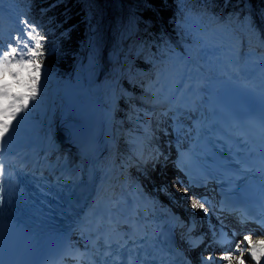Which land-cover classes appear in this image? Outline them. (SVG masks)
Returning <instances> with one entry per match:
<instances>
[{"label":"trees","instance_id":"trees-1","mask_svg":"<svg viewBox=\"0 0 264 264\" xmlns=\"http://www.w3.org/2000/svg\"><path fill=\"white\" fill-rule=\"evenodd\" d=\"M17 6L19 15L24 20L31 40L26 47V63H31L40 69L35 76L19 72L17 76L9 73L7 77L20 81L23 90L35 106L37 83L51 80L55 87L68 78L74 64L75 56L81 46L88 24L85 20L83 3L80 0H9ZM140 11L131 13L136 16L140 25L139 35L149 42L148 49L143 46L134 47L129 51L131 77L122 83L128 94H138L146 88L155 90L159 84L158 69L155 63L171 51L175 41L189 40L192 33L190 22L196 21L201 27H207L218 17H228L234 22L247 14L255 33L264 35V0H247L253 9V14L245 7L246 0H141ZM242 9V10H241ZM142 26V27H141ZM143 53V56L137 55ZM18 64V62H15ZM22 71V69H21ZM153 73L151 82H145L144 73ZM24 72V71H23ZM17 77V80H15ZM15 88V87H14ZM19 89V88H18ZM116 115L129 132H145L150 117V110L137 105L124 92L118 93L116 100ZM34 107H32L33 109ZM40 108L35 109L34 120L41 118ZM128 132V133H129ZM128 133L122 138L123 147L129 146ZM128 149V148H126ZM125 150V149H124ZM118 149V158L130 154V150Z\"/></svg>","mask_w":264,"mask_h":264},{"label":"rangeland","instance_id":"rangeland-1","mask_svg":"<svg viewBox=\"0 0 264 264\" xmlns=\"http://www.w3.org/2000/svg\"><path fill=\"white\" fill-rule=\"evenodd\" d=\"M83 3L84 12H85V20L88 24L87 30L84 33V37L81 43V46L75 56L76 59L80 58V56H84L88 51H91L96 47L97 41L103 36L104 34V25L110 22V19L113 20H119V22L114 25V28L116 29V33L114 36V43L109 44V46H112L114 51L120 50V57L122 59H127L129 51H135L136 47L143 46V49H148L149 42L142 39L139 35V29L140 25L138 24L136 20V16L132 14L131 12L134 10L140 11L141 7L143 6L141 0H80ZM122 3V5H120ZM120 5V7H119ZM242 10V9H241ZM122 11V12H121ZM0 19H6V22L4 23V27H7L9 31L4 32L1 31L2 34L6 35V39H10V36L14 34V39L12 38L10 45L13 47V50L11 51V54H7L6 58L4 59L3 63L0 64V75L5 76L7 70H9L10 74H14V76H17L19 72H22L23 74L28 75L31 74L32 76H35L37 72H40V69L31 63H26V54L25 48L27 43L31 40L30 32L27 30L28 27L26 26L24 20L21 19L17 6L13 1L9 0H0ZM251 20L248 18V15L243 14V16L238 20V22H234L233 20H230L228 17H225L224 14L222 17H218L215 20H213L207 27H201L196 23V21L190 22L191 29L189 30L192 33V36H190L189 40L186 41H175L174 45L172 46L170 52V57L159 59L157 63H155V67L158 69V77L159 80H161L160 84L156 86L155 90L147 91L146 88H143V91L138 94H128L123 86L118 85L117 90L119 89V92H124L128 97L134 100V102L137 105L140 106H148V103L151 104L152 102H155V100L163 99L162 97L164 94L167 93L165 90L166 86H169L166 81L171 80V82H178L179 80L177 77H179V73H185V66L183 67L180 64V61L184 59V57L187 55L189 58L191 57V60L198 62L200 67H203L202 61L203 59H206V57H201L196 54H193V49L197 46V48L204 50L205 52H208L209 48L206 45H210L211 43H218V42H229V44H226L225 47H230L232 39H230L229 36H227L230 32H234L235 34L233 36H237L242 38L244 34L247 32L251 34L252 39H257L261 42L262 45H264V36L259 35L255 33V31L251 27ZM97 29H100V31H97ZM253 39V40H254ZM228 40V41H227ZM241 41H238L235 43L236 46L240 47ZM259 44V43H258ZM260 45V44H259ZM135 47V48H134ZM219 48V47H215ZM89 49V50H87ZM87 50V51H86ZM17 51L20 52V56H17ZM83 52L85 54H83ZM238 53V52H234ZM240 53V52H239ZM140 56H143V53L140 52L137 54ZM174 56V57H172ZM14 59H17L18 64L13 63L15 61ZM186 59L183 61L182 64H185ZM74 65V64H73ZM114 66L118 68V74L123 73L122 79L131 77L130 73V61L127 59V62H113V65L110 67L112 69ZM22 69V71H21ZM175 70V71H174ZM24 71V72H23ZM148 82L150 83L151 80L154 78L153 73L148 72ZM121 79V82H122ZM15 80H17V77H15ZM28 78L26 76L25 81H27ZM20 81H14L12 83L11 80L0 78V84H4L5 87L1 90L0 93V121L4 120L6 123L5 128L7 130H13L14 128L20 130L21 132L30 131L33 128L36 129V127L41 124L44 121H48L49 119L56 116V110L58 104L54 105V108H52V104L54 101L60 102L58 100V96L60 94L61 88L60 87H54L51 83V80L47 79L46 81H42L41 83H37L36 87H34V90L36 92H41L40 95H36L34 100H36L35 106H33L30 103V98L26 95V92L23 90L25 87L21 83H18ZM14 85V87H13ZM19 88V89H18ZM118 92V93H119ZM117 93V92H115ZM117 93V95H118ZM113 95H115L113 93ZM118 96H116L115 100H117ZM144 102L147 103L144 104ZM32 107H34L32 109ZM40 108L42 111L41 118L37 121L34 120V114L35 109ZM154 114V115H153ZM162 112L158 111L155 112L150 110L149 112V121L147 125H144V129H146L149 132L150 135H154L153 138L156 139L158 137V134L162 131H164V127L167 124L166 120L162 117ZM7 118V120L5 119ZM112 118L116 121L118 133L120 132H129L125 126L120 122V120L117 118L116 115V108L114 111H112ZM10 124H15L14 128ZM116 131V132H117ZM166 134L170 131L169 129L165 130ZM129 135H133V133L129 132ZM36 138H42L40 133L35 132ZM137 136V135H136ZM13 138L8 141L6 139V136H2V132L0 133V143L2 145H8L11 143L14 146H19L24 142L23 136H12ZM136 139H139L137 136L136 138H133V141L135 142ZM117 140V150L122 148L130 151H136L133 147L124 148L123 146H120V141L118 140V137H116ZM119 141V142H118ZM158 143H160L158 140H154ZM133 142V143H134ZM155 142V143H156ZM135 144V143H134ZM147 144V143H146ZM120 146V147H119ZM148 146V145H147ZM151 147L149 146V149ZM148 149V150H149ZM137 152V151H136ZM116 153L114 157H116ZM131 154V153H130ZM131 156V155H130ZM113 157V158H114ZM133 157V155H132ZM137 165H140L137 163ZM133 166L135 169L136 175H142L146 176L145 170L138 166ZM149 166V165H148ZM116 169H118V165H116ZM146 167V166H145ZM122 168V166H121ZM149 167H146L148 169ZM157 175V181L164 180L162 179V173L157 171L155 173ZM123 175L121 172L119 175V180L122 181V178H120ZM168 174H164L163 178L167 180ZM172 179H175L176 181L178 178L175 176L171 177ZM133 180V179H132ZM130 181L131 187L138 186L140 189V192H142L144 195H147V192L143 189L141 185H137L136 181ZM169 182V180H168ZM163 186V185H161ZM116 191V190H115ZM186 194V191H184ZM193 198V197H189ZM205 215V211H204ZM239 241L237 240L233 246L234 254L239 251ZM197 252V250H194L193 252ZM195 254V253H194ZM216 257V256H215ZM238 259V258H237ZM223 262H226L224 260ZM238 264V263H236Z\"/></svg>","mask_w":264,"mask_h":264},{"label":"bare ground","instance_id":"bare-ground-1","mask_svg":"<svg viewBox=\"0 0 264 264\" xmlns=\"http://www.w3.org/2000/svg\"><path fill=\"white\" fill-rule=\"evenodd\" d=\"M123 1V0H121ZM122 5V3L120 4ZM119 5V7H120ZM104 34L103 36L97 41L96 47L92 49L91 51H88L84 56H80V58L76 59V63L74 64V67H76V64L79 63V61L82 59V62L86 60L89 53L93 55L94 57H97L96 60L98 62L97 68L94 73L101 71L102 69V62L101 60L106 59L105 54L108 53V57L110 56L111 61H116L118 59V56L116 53L120 54V50L118 52H115L114 50H111L113 47L109 46V48H105L104 53L102 52V48L105 44H112L114 43V36L116 33V29L114 28V25H110V23H107L104 25ZM97 31H100V29H97ZM111 36V40L107 39V35ZM235 33L230 32L227 36L232 39L230 41V47L233 51H237L238 53H245L248 48L252 43H256L253 39L250 33H246L243 35L242 38L238 37V35L235 37L233 36ZM228 41V40H227ZM241 41L240 47L236 46L235 43ZM216 46H219V42L216 44ZM263 47V46H262ZM264 48V47H263ZM89 50V49H87ZM86 50V51H87ZM110 50V51H109ZM194 51L193 54H196L198 56H206V52L199 48L197 46L193 49ZM117 51V50H116ZM186 59V61H191V65L194 67H199L198 63H195L193 60H191V57L189 58L187 55L180 61V63H183V61ZM255 60L258 58H254ZM120 61V60H119ZM111 63V62H109ZM175 71V70H174ZM108 77L107 75H105ZM186 77L189 78V74H186ZM5 87L4 84H0V93L1 90ZM171 87L174 88V82H172ZM118 87L114 86V92L116 91ZM102 95H103V100L101 101L100 106L97 107H91L89 103L86 105L82 106V112L78 111V108L80 107L78 105V99L75 98V92L70 89L69 85H63L60 91V94L58 96V100L60 102L54 101L52 104V108H54L55 104H58L57 110H56V115L60 112H64L67 110L75 109L79 112L80 118L79 120L82 121V123L85 125V128L93 129L96 132L97 131H102L104 136L107 139V143L103 148V151L99 157V179L96 183V186L98 188H104L105 186L106 191L104 193V198L102 200H99L97 202L96 208L100 211H103L104 207H114L111 204H114L116 200L119 201L121 205H124L126 202V199L124 197H118L119 191L116 189L120 185L119 181V176H116L113 180L108 181L105 183L108 178L105 176L104 172L108 165L111 163L110 168L112 169V173H115V166L113 165V157L115 155V151L117 149V140H116V134H117V124L116 121L112 118V111L108 110L109 105L112 103L111 100H113V97L106 102V100L109 99L111 94H107L105 91V87L102 86ZM62 97H64V100H62ZM165 106L166 102L165 99L160 100ZM77 104V105H74ZM144 104L147 105L146 102ZM157 105V102L151 101V104L148 103V106H155ZM107 106V107H106ZM7 120V118H5ZM56 121L57 118L53 117L49 119L48 121H44L41 124H39L36 129H32L30 131L26 132H21L20 130L14 128L15 124H10L14 128L13 130H7L5 128L6 123L4 120L0 121V133L2 132V136H6V139L10 141L12 136H23L24 142L20 145V150H24V148H28V152L32 153V155L35 156V159H40L44 157L41 155L40 157V151H42L46 146H47V137H50L52 133L48 132V129L53 130V128H56ZM169 122L168 124L165 125L163 128L164 131L169 129ZM75 131V128L73 125H69L66 128V133L68 136L71 137L72 132ZM117 131V132H116ZM35 132L40 133L42 138H36L35 137ZM139 139L135 140L136 145H141L144 143V141L148 138L142 136V135H137ZM136 136V137H137ZM152 138L149 137L148 140L150 141ZM154 140H158L160 143L156 141L150 142L151 148L148 150V152L144 155L141 156V158L138 160L137 163L140 165H137L138 167H141L145 170V173L147 174L146 176L142 175H136L135 174V169L133 165H130L126 168L121 169V172L124 174L123 176H127L128 181H131L132 179L136 181L137 185H141L143 189L147 192V195H144L142 192H140V189L138 186L136 187H131L127 186L125 187V192L127 194V197L130 199V203H138L140 201L143 202H148L150 200L153 201L152 206L156 208L158 204L153 197H156L160 200H163L165 204L168 205L169 209L172 211L174 210L179 217V221L183 223V227L187 225V223H195L196 228L195 230L191 233L194 234L195 232H203L209 230L211 224L207 220L206 216L204 215V210L207 209L206 206H203L200 202L197 201L196 198H189L190 196L185 194L184 191H186L183 186L176 181L175 179L171 178V172H169L168 168L170 167V148L172 146V138L170 137V134L162 135L158 134V137L153 138ZM156 142V143H155ZM5 145H0V147H4ZM19 147V146H18ZM66 148L71 151L73 154H76L79 149L83 150L81 147H79L78 143H68L66 144ZM42 149V150H41ZM59 155L63 154L64 157L67 156L66 150H65V145L60 146L57 149ZM149 165V166H148ZM149 167L146 169V167ZM76 169L79 168L77 164H75ZM117 168V167H116ZM157 171L161 172L162 174V179L157 181L156 179L158 178L157 175L155 174ZM164 174H168L169 176L167 177V180L165 177L163 178ZM121 176L120 178H122ZM132 180V181H133ZM169 180V182H168ZM104 181V182H103ZM163 185V186H161ZM121 187V186H120ZM116 190V191H115ZM109 197L112 199L109 203L106 202V198ZM131 209H128L124 212L130 213ZM93 212H91L90 216L92 217ZM117 214L115 213L112 217H116ZM102 220H104V217H101ZM200 225H204V228H199ZM206 227V228H205ZM214 228V226H211ZM209 232V231H208ZM211 232L208 233L210 235ZM242 241H240V244ZM195 253V254H194ZM190 254L193 255V258H195L197 264H201V259L199 257L200 250H197V252H192L190 251ZM207 255L210 256H216L215 260H219L222 258V255L220 253H217L216 255L207 253ZM238 258V259H237ZM224 259L226 262L223 264H251L248 260V256L245 252H239L231 255L230 257L225 256Z\"/></svg>","mask_w":264,"mask_h":264},{"label":"water","instance_id":"water-1","mask_svg":"<svg viewBox=\"0 0 264 264\" xmlns=\"http://www.w3.org/2000/svg\"><path fill=\"white\" fill-rule=\"evenodd\" d=\"M83 106V103H80V107H82ZM80 109V108H79Z\"/></svg>","mask_w":264,"mask_h":264}]
</instances>
